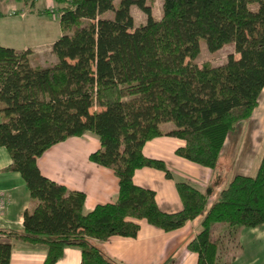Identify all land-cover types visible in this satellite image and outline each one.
I'll return each mask as SVG.
<instances>
[{"label": "trees", "instance_id": "trees-1", "mask_svg": "<svg viewBox=\"0 0 264 264\" xmlns=\"http://www.w3.org/2000/svg\"><path fill=\"white\" fill-rule=\"evenodd\" d=\"M52 1L61 6L55 64L33 67L29 50L0 44V147L11 160L4 171L20 174L35 202L21 232L0 234L45 246L44 264L67 247L80 249L81 264H117L93 241L136 238L133 220L171 232L204 212L208 195L187 181L176 183L182 210L164 213L132 177L149 167L171 178L162 161L142 153L161 136L185 142L177 156L214 169L228 134L252 116L264 89V0H162L159 20L147 0ZM132 7L145 14L144 25L134 26ZM201 41L210 53L232 44L239 58L199 66ZM85 133L100 141L89 159L114 172L119 190L112 203L83 214L84 193L44 177L36 161ZM262 225L264 150L254 176L237 175L220 192L187 249L196 264H230L219 262L216 228L233 235ZM11 249L0 241V264H10Z\"/></svg>", "mask_w": 264, "mask_h": 264}, {"label": "crops", "instance_id": "crops-1", "mask_svg": "<svg viewBox=\"0 0 264 264\" xmlns=\"http://www.w3.org/2000/svg\"><path fill=\"white\" fill-rule=\"evenodd\" d=\"M244 122L249 123L246 130L254 126L251 131V141L260 133L258 140L262 144V148L260 149L259 144L256 150L258 154L256 159L254 158V161L257 160L256 164L247 172H245L246 167L241 170V166H244L249 158L246 162H240L236 152V144L242 136L237 137L234 147L231 146L232 152H229L233 153L231 157L233 164L227 167L228 169L223 168V164L214 169L206 168L177 156L175 151L185 145L183 140L161 136L147 141L142 148L143 155L162 161L170 172L171 178H166L161 170L143 167L135 170L132 177L134 185L152 190L155 193L158 208L164 213H176L182 210V201L176 190V183L182 181L189 182L193 187L207 194V206L201 215L177 230L164 232L150 226L145 220H133L140 225L136 238L114 236L106 241L94 240L96 246L117 264H196L197 254L189 251L187 245L202 230L201 222L205 215L232 178L237 175L254 176L257 170L264 150L262 136L264 134V89L252 116ZM243 130H245L244 125ZM232 133L228 134L224 142L219 163L225 156V149L229 148L227 141L231 139ZM99 149V138L92 133H85L50 147L36 161L44 177L64 186L69 191L84 193L83 214L90 212L97 205L112 203L119 190L118 178L114 172L89 159V156ZM10 163L7 151L0 147V192L5 195L8 202L0 218V231L8 233L21 232L24 212L35 207V202L31 199L20 174L4 171ZM0 241L11 244L10 264H44L47 256L45 246L8 239L2 234H0ZM237 244L236 255L228 260L230 264H264V225L252 229L241 228ZM55 264H81L80 249L65 248Z\"/></svg>", "mask_w": 264, "mask_h": 264}, {"label": "rangeland", "instance_id": "rangeland-1", "mask_svg": "<svg viewBox=\"0 0 264 264\" xmlns=\"http://www.w3.org/2000/svg\"><path fill=\"white\" fill-rule=\"evenodd\" d=\"M146 2L151 9L152 17L156 20L161 19L162 0H147ZM60 8L61 6L52 0H0V44L16 50H29V61L33 67H47L55 64L57 60L52 53V45L61 35L59 28ZM130 12L135 27L146 23L145 14L138 8L132 7ZM106 16L110 15L105 14L104 17ZM229 55H232L235 59L239 58V55L234 52L232 44L225 45L219 51L210 53L207 51L205 43L201 41L200 54L196 59V63L199 66L208 63L216 67L226 63ZM242 124L245 130H243ZM248 124L245 122L240 123L232 133L231 139L227 141L229 148L225 149L224 158L219 163V155L218 162L214 168L221 167L222 164L224 165L223 168H227L233 164L231 163V157L233 155L231 153V146L233 145L234 147L237 137L240 138L241 136L242 138L236 144L237 159L240 162H246L247 158H249L248 162L244 166H241V170L246 167L245 172H247L251 166L256 164L257 160L254 161V158L258 156L256 150L260 144L258 140L260 133L257 136L255 135L251 141L250 136L254 126L246 130ZM163 128L165 131L169 128V125L166 127L163 126ZM245 132L248 133L247 136ZM262 136L264 137V134ZM261 148L262 144H260ZM251 153L252 156H250ZM241 172L244 173L243 171ZM239 232L240 229L236 228V231L232 235L226 231V228L221 230L216 228L213 237H218L219 241H221V247L218 250L220 263L228 262L232 256L236 255L235 247L238 245Z\"/></svg>", "mask_w": 264, "mask_h": 264}, {"label": "built area", "instance_id": "built-area-1", "mask_svg": "<svg viewBox=\"0 0 264 264\" xmlns=\"http://www.w3.org/2000/svg\"><path fill=\"white\" fill-rule=\"evenodd\" d=\"M7 200L5 198V195L0 192V218L2 217V215L4 214L6 207H7Z\"/></svg>", "mask_w": 264, "mask_h": 264}]
</instances>
